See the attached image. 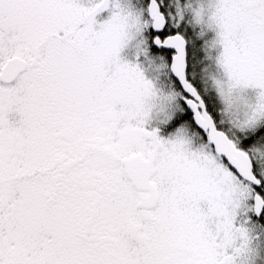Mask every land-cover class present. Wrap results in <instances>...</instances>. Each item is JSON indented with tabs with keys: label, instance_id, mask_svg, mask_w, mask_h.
I'll use <instances>...</instances> for the list:
<instances>
[{
	"label": "snow or ice",
	"instance_id": "6c2138e0",
	"mask_svg": "<svg viewBox=\"0 0 264 264\" xmlns=\"http://www.w3.org/2000/svg\"><path fill=\"white\" fill-rule=\"evenodd\" d=\"M0 264H264V0H0Z\"/></svg>",
	"mask_w": 264,
	"mask_h": 264
}]
</instances>
